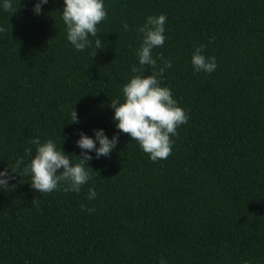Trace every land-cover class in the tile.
Here are the masks:
<instances>
[{
	"label": "trees",
	"instance_id": "trees-1",
	"mask_svg": "<svg viewBox=\"0 0 264 264\" xmlns=\"http://www.w3.org/2000/svg\"><path fill=\"white\" fill-rule=\"evenodd\" d=\"M0 264H264V0H0Z\"/></svg>",
	"mask_w": 264,
	"mask_h": 264
}]
</instances>
